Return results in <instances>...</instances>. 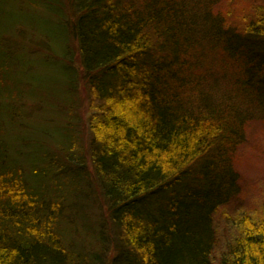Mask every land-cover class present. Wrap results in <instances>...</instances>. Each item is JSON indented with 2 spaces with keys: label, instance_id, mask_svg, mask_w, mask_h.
Returning a JSON list of instances; mask_svg holds the SVG:
<instances>
[{
  "label": "trees",
  "instance_id": "trees-1",
  "mask_svg": "<svg viewBox=\"0 0 264 264\" xmlns=\"http://www.w3.org/2000/svg\"><path fill=\"white\" fill-rule=\"evenodd\" d=\"M222 1L0 0V264H264V203L216 226L264 103Z\"/></svg>",
  "mask_w": 264,
  "mask_h": 264
},
{
  "label": "rangeland",
  "instance_id": "rangeland-1",
  "mask_svg": "<svg viewBox=\"0 0 264 264\" xmlns=\"http://www.w3.org/2000/svg\"><path fill=\"white\" fill-rule=\"evenodd\" d=\"M251 1L253 0H223L222 4H228L226 9H224V13L231 11L234 16H241L244 10L250 6L249 3ZM256 1L257 3L264 2V0ZM238 18L239 17H236V19ZM262 95L264 96V92ZM83 97L84 95L82 93L81 100ZM258 103L259 105H255L254 108H251V121L247 123L242 144L234 157L233 165L236 172L235 183H237V188L239 190L233 200L222 208L219 214H217L218 216L215 217L216 226L223 237V241L226 240L227 235H232L233 233L228 223L229 220L226 219L227 216L235 218L245 213L253 214L259 211L264 203V113L258 110L259 107L260 109L262 107L261 110H264V103L261 101ZM80 104L78 115L81 116V121H84H82L80 130L84 137L87 138L85 133V131H87L85 121L89 118V113L87 110L82 111V102H80ZM85 107H87V105ZM260 112H262L263 115ZM87 164L89 165V161H87ZM84 204L85 206L86 204H91L94 208L96 207L92 201L84 200ZM99 209L105 212V209L100 206ZM91 218H94V222L96 221V215H93ZM103 220L104 219H102V221ZM105 222L109 223L108 218ZM221 246L223 245L221 244Z\"/></svg>",
  "mask_w": 264,
  "mask_h": 264
}]
</instances>
